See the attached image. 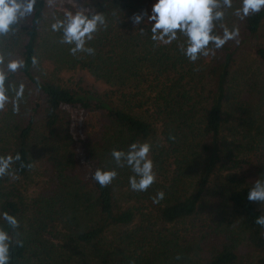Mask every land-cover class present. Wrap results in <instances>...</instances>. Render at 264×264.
Listing matches in <instances>:
<instances>
[{"label":"trees","instance_id":"16d2710c","mask_svg":"<svg viewBox=\"0 0 264 264\" xmlns=\"http://www.w3.org/2000/svg\"><path fill=\"white\" fill-rule=\"evenodd\" d=\"M151 2L38 0L32 18L0 37V52L25 62L13 77L25 85V110L0 111V155L21 157L0 177V207L20 221L11 264H264V228L255 223L264 212L247 199L254 182L235 172L256 157L264 173V9L243 19L238 43L192 63L177 41L153 42L131 24ZM77 6L108 19L92 56L70 55L47 27ZM42 59L56 73L84 70L107 89L56 83L39 72ZM133 140L153 145L155 183L133 192L121 168L101 188L91 173L114 166L110 150ZM158 190L164 198L153 203Z\"/></svg>","mask_w":264,"mask_h":264},{"label":"clouds","instance_id":"9594fccd","mask_svg":"<svg viewBox=\"0 0 264 264\" xmlns=\"http://www.w3.org/2000/svg\"><path fill=\"white\" fill-rule=\"evenodd\" d=\"M38 0H0V37L15 34L16 26L33 17ZM264 9V0H152L150 9H141L129 16V21L143 35L147 30L153 42L171 45L177 41L180 53L190 62L214 54L228 41H238L239 27H229L225 21L226 10L242 20ZM222 31L217 33L216 27ZM53 33H58V43L67 46L72 56L84 53L95 54L91 42L102 30L107 29L108 19L105 11L77 6L75 11L68 9L61 16H53L47 25ZM33 65L37 58H31ZM25 67V62L11 53H0V111L11 106V111H19L25 98V85L13 77ZM153 145L147 140H133L126 148H112L111 162L114 166L96 167L91 179L101 188L110 185L118 176L117 169L127 168L128 187L133 192H145L156 181L154 161L150 156ZM20 154L0 155V177L13 174V165L20 161ZM25 165H21L24 167ZM27 167H31L28 164ZM164 192L158 190L152 197L153 203L164 198ZM249 201L264 204V173L258 175L247 190ZM255 223L264 228V215H258ZM20 221L0 207V264H11L12 249L20 246Z\"/></svg>","mask_w":264,"mask_h":264},{"label":"rangeland","instance_id":"374dc122","mask_svg":"<svg viewBox=\"0 0 264 264\" xmlns=\"http://www.w3.org/2000/svg\"><path fill=\"white\" fill-rule=\"evenodd\" d=\"M233 6L236 7L235 5H233ZM224 23H226L229 27H231L233 25L238 26L239 30H241L242 24H243V19L238 20L236 17L231 15V10H226V16H225ZM260 42L264 43V24H263L262 29H261ZM14 52H15V50H13L12 53H14ZM240 60L241 61L242 60L243 61H249L250 57L246 54H241L239 61ZM38 70L41 74L45 75L48 78H51L56 83H59L63 86H67V87H71V88H76V87L90 88V89L97 90L99 92L105 91L107 89L105 84H103L100 81L95 80L88 72H86L84 70L63 71L60 73L59 72L56 73L53 71V66L46 59H42V63H41ZM25 108L26 107L24 104L23 107L19 109V111L22 113L25 110ZM32 156L36 157V151L35 150H33ZM34 167H35V169L37 168L40 172L43 168L41 162L36 161V160L34 161ZM229 167H230V165L227 164L226 171L224 174L228 173ZM257 167H258V164L256 161V157H248L245 159L243 158L242 161L237 164V166H236L237 169L235 170V172L237 173V176L244 177L245 181H248V182L253 181L254 182V180L258 177ZM41 174L44 176V174L42 172H41ZM38 175H39V172H37V174L35 176H38ZM39 180H41V178ZM37 183H38V185H36ZM40 185H41V182L39 183L38 179L35 178L33 183H32V186H34V187L33 188L31 187V191L37 193L36 190L37 189L39 190ZM33 195H35V194H33ZM33 195H31V196H33ZM255 204L260 210H262L264 212V204H262L261 202H256V201H255Z\"/></svg>","mask_w":264,"mask_h":264}]
</instances>
